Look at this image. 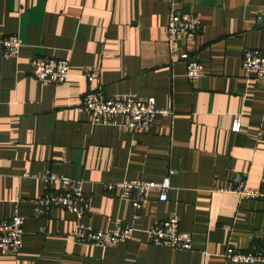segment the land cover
I'll return each instance as SVG.
<instances>
[{"label": "crops", "instance_id": "1", "mask_svg": "<svg viewBox=\"0 0 264 264\" xmlns=\"http://www.w3.org/2000/svg\"><path fill=\"white\" fill-rule=\"evenodd\" d=\"M171 1L0 0V38L21 40L13 57L0 45V218L15 208L24 216L22 245L0 249V264H264L224 256L228 246H264V201L218 190L243 173L248 186H264V80L241 68L244 49L264 52V26L254 23L264 0H175L201 22L191 40L176 42L203 66L193 82L182 61L169 60ZM35 56L68 59L69 76L41 84L29 72ZM92 68L99 75L88 82L83 72ZM98 85L107 96H153L171 113L156 114L150 130L128 128L123 116L93 124L78 106ZM235 116L238 132L230 129ZM169 168L167 199L153 191L138 210L103 186L159 180ZM46 170L83 180L90 201L83 223L111 230L131 221V238L79 245L70 236L73 213L54 207L35 215ZM173 214L192 249L150 242L153 221Z\"/></svg>", "mask_w": 264, "mask_h": 264}, {"label": "built area", "instance_id": "2", "mask_svg": "<svg viewBox=\"0 0 264 264\" xmlns=\"http://www.w3.org/2000/svg\"><path fill=\"white\" fill-rule=\"evenodd\" d=\"M254 23L257 26H264V12L255 16ZM200 26L201 22L196 14L182 9L177 1H171L166 24L169 60L170 63L182 61L185 76L191 82L201 77L203 66L201 62L191 58L187 51H179L176 42L178 39L191 40L200 31ZM0 45L5 57H13L18 52L21 40L17 35H8L0 38ZM241 68L247 76L264 80V52L257 48L244 49ZM29 72L41 84L62 83L69 76L70 62L63 58L35 56L30 61ZM98 75V68L83 72L88 82H93ZM78 110L90 112L93 124H113L123 116L127 119L125 125L132 130H150L154 126L156 114L171 113L168 109L157 108L153 96H140L136 93L107 96L101 85L83 95ZM240 127L241 120L235 116L230 129L238 132ZM174 172L173 168H169L159 180L124 179L104 182L103 186L106 191L114 193L118 198L128 200L133 208L138 210L153 191L156 192L159 201L167 199ZM40 178L44 183V192L34 200L35 215L46 214L54 207L73 213L76 222L70 229V236L75 243L105 248L131 238L133 234L131 221L118 223L111 230L96 229L81 221L90 209V201L83 190L82 179L54 174L49 170L40 174ZM218 190L233 192L241 198L264 201V186H248L245 173L238 176L232 185ZM23 223L24 216L16 208L11 216L0 218V249L15 252L20 248L24 234ZM148 232L152 244L179 249L193 248L191 234L179 228V218L175 214L163 220H154ZM224 256L234 261L264 262V246L252 245L245 252L228 246Z\"/></svg>", "mask_w": 264, "mask_h": 264}, {"label": "rangeland", "instance_id": "3", "mask_svg": "<svg viewBox=\"0 0 264 264\" xmlns=\"http://www.w3.org/2000/svg\"><path fill=\"white\" fill-rule=\"evenodd\" d=\"M37 80V79H36ZM38 81V80H37ZM58 84V83H57Z\"/></svg>", "mask_w": 264, "mask_h": 264}]
</instances>
